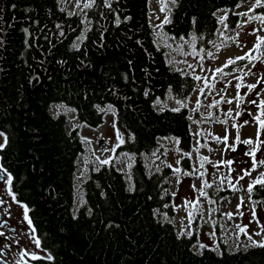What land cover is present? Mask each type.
I'll return each instance as SVG.
<instances>
[{
    "label": "trees",
    "instance_id": "trees-1",
    "mask_svg": "<svg viewBox=\"0 0 264 264\" xmlns=\"http://www.w3.org/2000/svg\"><path fill=\"white\" fill-rule=\"evenodd\" d=\"M250 1L166 0L169 22L155 31L149 0H111L110 7L95 0L72 15L58 0H0V132L7 137L0 159L51 264H264V247L229 249L216 223L215 247L195 251L196 232L178 235L173 170L159 160L163 139L190 151L187 109L162 104L184 103L196 87L188 71L166 60L165 44L187 41L205 51L215 40L218 14L226 11L225 21L234 24L236 8ZM256 11L264 16L263 6ZM57 105L90 128L103 123L112 105L123 141L117 154L131 161L127 179L111 161L78 180L83 204L75 218L71 186L84 144L76 128L67 130L64 113L51 115ZM149 155L153 166L146 164ZM261 183L251 188L255 204L264 201Z\"/></svg>",
    "mask_w": 264,
    "mask_h": 264
},
{
    "label": "rangeland",
    "instance_id": "rangeland-1",
    "mask_svg": "<svg viewBox=\"0 0 264 264\" xmlns=\"http://www.w3.org/2000/svg\"><path fill=\"white\" fill-rule=\"evenodd\" d=\"M58 1L67 12L83 13L87 9L83 0L80 4L76 0ZM164 3L167 7L161 11L160 0H149V21L155 31L159 30L169 13L166 0ZM253 4L254 0H251L236 8L234 24L228 25L226 19L220 22L215 40L205 51L196 50L187 41L165 44V57L169 63L188 71L193 77H200L195 78L196 87L184 103L170 98L162 104L170 109L184 104L187 109L192 135L190 151L183 154L175 140L163 139L160 141L162 155L159 158L173 170L169 177V190L176 231L180 235L196 232L195 251H200V243L216 246L215 223L229 249L238 245L244 249L251 246L249 237L257 241L264 239V201L255 204L248 187L249 183L264 179L260 175L264 173V164L259 163L264 160V126L260 123L264 121V104L260 103L264 100L263 41H259V51L254 47L258 38L264 37V23L258 19L263 15L256 11L261 4L252 7ZM245 52L247 57H244ZM257 56L260 59H255ZM229 57L233 60L231 64L227 63ZM250 84L256 87L249 90ZM104 111L103 123L90 128L79 124L75 112L69 108L56 106L53 110L55 115L64 113L67 130L76 128L83 140L84 151L76 159L75 180L82 178L89 169L97 170L102 165L100 160L113 161L127 179L130 162L125 154H117L122 138L115 126L113 109ZM118 134L120 140L117 139ZM3 139L0 137V142ZM246 139H251L252 143H244ZM99 140L107 145L101 150L97 146ZM253 148L256 152L248 155ZM105 149L106 154H103ZM185 157L188 160L182 163ZM145 161L148 166H153L156 159L149 155ZM254 162L255 167L252 166ZM219 192L227 194L217 197ZM229 213L231 215H226ZM238 225L247 227L241 232ZM257 232L261 234L256 235Z\"/></svg>",
    "mask_w": 264,
    "mask_h": 264
},
{
    "label": "flooded vegetation",
    "instance_id": "flooded-vegetation-1",
    "mask_svg": "<svg viewBox=\"0 0 264 264\" xmlns=\"http://www.w3.org/2000/svg\"><path fill=\"white\" fill-rule=\"evenodd\" d=\"M0 168L5 169L1 159ZM7 174V170L6 172L0 171V177H2L0 178V200L4 201L0 203V264H51V260L46 259L51 254L41 245L38 230L29 209L27 215L31 226L28 220L24 219V204L18 203L20 201L16 195L13 200L12 195L9 194L15 193L12 181L10 184L5 183ZM78 184V180H72V200L69 210L72 218L78 216L83 204L77 191ZM89 210V208L84 209L86 215H90ZM37 238L40 241V247H37L34 242ZM33 252L37 253L36 257L32 255Z\"/></svg>",
    "mask_w": 264,
    "mask_h": 264
},
{
    "label": "snow or ice",
    "instance_id": "snow-or-ice-1",
    "mask_svg": "<svg viewBox=\"0 0 264 264\" xmlns=\"http://www.w3.org/2000/svg\"><path fill=\"white\" fill-rule=\"evenodd\" d=\"M76 2H77V4H80V3H81V0H76ZM172 2L175 3V0H172ZM261 2H262V0H254V4L252 5V7H256V6L260 5ZM94 3H95V0H83V4H84V7H85V8H91V7H93V4H94ZM160 4H161V11H164V10L166 9V7H167L166 3H164V0H160ZM104 5H105V7H110V5H111V0H104ZM13 7H15V5H13ZM249 11H251V9H249ZM69 15H72V13L69 12ZM213 15H215V13H213ZM124 19L127 20V19H129V17H124ZM193 19H195V18H193ZM218 19H219V22H223V21L225 20V16L222 15V16H220ZM258 19H260L261 23H264V16H262V17H258ZM168 22H169V17H168V16H165V17H164V21H163L162 23H168ZM245 22H246V21H245ZM116 23H117V24L120 23L119 18H117ZM224 26L227 27V24H225ZM57 27H59V25H57ZM23 31H24V32H27L28 30H27V29H23ZM253 31H255V29H253ZM221 35H223V33H221ZM82 38H83V32L81 33V36H80L78 39H82ZM226 39H231V37H226ZM259 41H264V37H259V38H258V42H257V44L254 45V47L257 48L258 51H259ZM209 42H211V41H209ZM72 47H79V45L74 43V44L72 45ZM249 51H251V50H249ZM262 55H264V53H262ZM247 56H248V53L245 52V53H244V57H247ZM242 58H243V57H237V59H242ZM249 59H252V58L249 57ZM255 59H257V60L260 59V56L255 57ZM227 63H229V64L233 63V60H232L231 57H229V58L227 59ZM217 71H219V69H217ZM194 78H196V79H200V77H194ZM30 82H31V81H30ZM255 87H256L255 84H250V85H248L249 90H251V89H253V88H255ZM145 94L147 95V92H146ZM256 94H257L258 96L260 95L259 92H257ZM178 103H179V101H178ZM197 103H199V102L197 101ZM249 103H254V101H249ZM260 103H261V104H264V100H261ZM57 107H59V105H57ZM96 107L99 108L98 105H97ZM106 107L109 108V109H111V108H112V105H107ZM172 111H179V109H178V108H174V109H172ZM245 123H247V121H245ZM260 123H261L262 126H264V121H260ZM74 127H75V126H74ZM0 137H3V138H4V139H3V142H0V149H3V148H5V146H6V144H7V137H6V135H5L4 132H0ZM85 139H86V138H85ZM117 139L120 140V136H119V134L117 135ZM217 139H220V137H217ZM223 139H226V137H224ZM122 142H123V141L121 140V143H122ZM244 143L250 144V143H252V141H251V139H246V140L244 141ZM232 147H235V146L233 145ZM105 150H107V149H105ZM255 152H256V148H253V149H251V151H250L249 153H247V154H248V155H252V154L255 153ZM185 154L187 155V153H185ZM202 159H207V158H206V157H203ZM99 162H100V164H105V163H107L108 161H107V160H100ZM259 163L264 164V160L259 161ZM252 166H253V167L256 166L255 162L253 163ZM170 167H171V166H170ZM0 171H2V172H6V170H5V169H2V168H0ZM177 171H179V170L177 169ZM260 175H261L262 177H264V173H261ZM0 178H2V177H0ZM12 179H13L12 175H11L10 173H8V174H7V180L5 181V183H6V184H10V182L12 181ZM260 182H261L260 180H257V181H253V182L249 183V185H248L249 189L252 188V183H260ZM231 186L234 187V185H231ZM261 186L264 187V183H261ZM201 192H202V194H204L202 189H201ZM9 194L12 195L13 200H15V194H13V193H9ZM173 195H175V193H173ZM0 203H4V201H3V200H0ZM18 203H21V202H18ZM81 203H83V200H81ZM190 203L195 204V201H191ZM239 206H240V205L238 204L237 207H239ZM23 207H24V219H25V220H28V222H29V226H31V221L29 220L28 215H27V213H28V207H27V205H23ZM177 207H179V206H177ZM89 211H91V210H89ZM226 215H231V214L229 213V214H226ZM241 215H242V213H241ZM253 218L255 219V212H254V211H253ZM237 227L239 228V230H240L241 232H243V231L245 230V228L247 227V225H245V226H243V227H241V226L238 225ZM181 231H183V229H182ZM187 234H188L189 236H191V235H192V232L189 231ZM260 234H261V233H259V232L256 233V235H260ZM178 235H179V234H178ZM210 235H215V233H210ZM249 239H250L252 245H256V246L264 247V239H261V240H259V241H257V240H253V239H251V237H249ZM34 242H35V244H36L37 247H40V241H39L38 238H37ZM199 247H200V248H205V247H208V245H205V244H203V243H200ZM32 255H33L34 257H36V256H37V253L33 252ZM217 255H220V253L217 252ZM46 259H47V260H52L53 257H52L51 255H48V256L46 257Z\"/></svg>",
    "mask_w": 264,
    "mask_h": 264
},
{
    "label": "water",
    "instance_id": "water-1",
    "mask_svg": "<svg viewBox=\"0 0 264 264\" xmlns=\"http://www.w3.org/2000/svg\"><path fill=\"white\" fill-rule=\"evenodd\" d=\"M262 3H263V5H264V0H262ZM261 50H262V52H264V41H263V43H262V45H261ZM97 146H98V148L101 150V148H102L103 146H105V143H104L103 141H99L98 144H97ZM103 153L105 154L106 152L104 151Z\"/></svg>",
    "mask_w": 264,
    "mask_h": 264
}]
</instances>
